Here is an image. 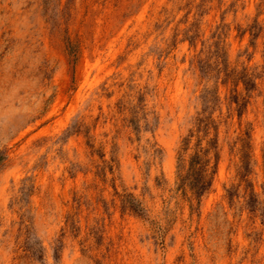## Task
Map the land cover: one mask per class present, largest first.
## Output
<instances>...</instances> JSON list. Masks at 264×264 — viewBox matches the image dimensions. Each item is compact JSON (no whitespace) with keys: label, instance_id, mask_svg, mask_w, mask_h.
Wrapping results in <instances>:
<instances>
[{"label":"rangeland","instance_id":"1","mask_svg":"<svg viewBox=\"0 0 264 264\" xmlns=\"http://www.w3.org/2000/svg\"><path fill=\"white\" fill-rule=\"evenodd\" d=\"M0 264H264V0H0Z\"/></svg>","mask_w":264,"mask_h":264},{"label":"trees","instance_id":"2","mask_svg":"<svg viewBox=\"0 0 264 264\" xmlns=\"http://www.w3.org/2000/svg\"><path fill=\"white\" fill-rule=\"evenodd\" d=\"M192 134H189L184 139L183 147H187L189 145V142L191 140ZM195 165H198V167H195ZM206 163L202 161L199 153H195L191 156L190 164H189V171L188 174L184 177L182 180L183 183L188 182V184L191 185V187H195L194 192L199 196L203 193L205 189L208 188L210 183H206V171L207 168L205 167Z\"/></svg>","mask_w":264,"mask_h":264}]
</instances>
